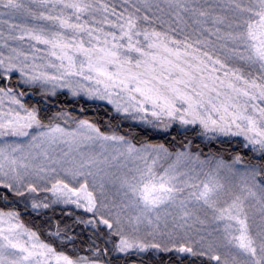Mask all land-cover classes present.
Here are the masks:
<instances>
[{
	"label": "snow or ice",
	"instance_id": "6c2138e0",
	"mask_svg": "<svg viewBox=\"0 0 264 264\" xmlns=\"http://www.w3.org/2000/svg\"><path fill=\"white\" fill-rule=\"evenodd\" d=\"M0 205V264H264V0H0Z\"/></svg>",
	"mask_w": 264,
	"mask_h": 264
},
{
	"label": "trees",
	"instance_id": "16d2710c",
	"mask_svg": "<svg viewBox=\"0 0 264 264\" xmlns=\"http://www.w3.org/2000/svg\"><path fill=\"white\" fill-rule=\"evenodd\" d=\"M61 100L64 99V97H61L60 98ZM68 105L71 107V106H75L77 109L80 107V103L79 102H73L71 99L68 100ZM85 107H90V108H96L97 105L96 104H86ZM88 115H99L100 116V119L103 120L105 117H104V113H103V109H101L99 111V113H93V112H89L87 113ZM175 133V129H173V132L169 134V138L172 134ZM154 139H163L164 137H153ZM3 205H0V207H2ZM25 219H27V217H25Z\"/></svg>",
	"mask_w": 264,
	"mask_h": 264
}]
</instances>
